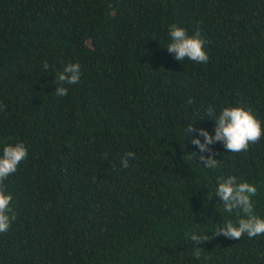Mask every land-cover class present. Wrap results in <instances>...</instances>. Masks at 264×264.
<instances>
[{"label": "trees", "instance_id": "obj_1", "mask_svg": "<svg viewBox=\"0 0 264 264\" xmlns=\"http://www.w3.org/2000/svg\"><path fill=\"white\" fill-rule=\"evenodd\" d=\"M171 25L200 32L207 63L167 51ZM69 63L81 79L61 97ZM226 107L264 129V0H0V156L28 149L4 181L16 218L0 264H264V235H214L244 214L209 197L234 176L264 219V135L210 145L208 168L188 134L214 136Z\"/></svg>", "mask_w": 264, "mask_h": 264}, {"label": "clouds", "instance_id": "obj_2", "mask_svg": "<svg viewBox=\"0 0 264 264\" xmlns=\"http://www.w3.org/2000/svg\"><path fill=\"white\" fill-rule=\"evenodd\" d=\"M170 43L166 49L169 53L174 54L175 59L180 62L189 59L196 63H207L209 56L204 50L206 41L201 39L200 32L189 36L186 29L176 25L169 28ZM44 69L47 70L49 65L45 63ZM81 79V66L78 63L67 64L62 71L56 76V94L58 96H67L68 88L65 85H75ZM207 115L215 117L212 109H209ZM215 121V135L213 136L207 130L195 129L193 126L188 128V134L197 132L199 137H203V142L199 138H193L192 144L196 145L201 153L200 159L208 168H216L219 160L214 159L215 153L210 145L222 142L225 149L230 152L247 151L250 144L258 143L264 135L261 122L255 117L251 109L243 107L224 108L218 117L209 119ZM188 135V136H189ZM28 157V149L24 143H17L15 146L8 145L3 148V155L0 156V233L7 232L11 227V222L15 220L10 203L12 196L6 194L4 181L7 177L17 171L18 166ZM125 159L121 160L124 168L129 166L128 161L135 158V153H125ZM257 195V188L247 182L238 183L236 177L227 179L221 178L215 190V195L209 193V197H219L223 201L225 212L232 213L239 210L244 214L243 218L238 219L234 224L229 221L219 227L216 236H224L232 240H240L244 235L254 238L258 235H264V219L254 214L252 198ZM212 238V237H211ZM190 239L194 244L209 241L206 235L193 233ZM197 258L199 252L196 253Z\"/></svg>", "mask_w": 264, "mask_h": 264}]
</instances>
